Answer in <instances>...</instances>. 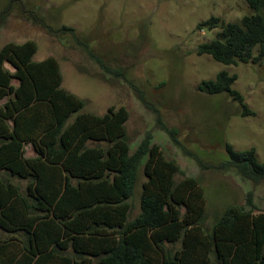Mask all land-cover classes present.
Wrapping results in <instances>:
<instances>
[{
	"label": "trees",
	"instance_id": "trees-1",
	"mask_svg": "<svg viewBox=\"0 0 264 264\" xmlns=\"http://www.w3.org/2000/svg\"><path fill=\"white\" fill-rule=\"evenodd\" d=\"M244 2L252 13L239 23L211 18L198 26L219 28L198 56L226 66L264 59V0ZM36 51L32 41L0 49V264H264V215L252 211V194L249 209L228 207L205 229L198 181L176 180L178 165L150 133L130 153L124 107L80 113L85 103L61 87L57 60L35 62ZM236 79L222 71L197 90L226 93L241 116L254 115L232 89ZM157 123L179 146L177 130ZM225 151L219 170H235L254 185L264 180L254 148L238 152L225 144ZM141 165L139 213L130 219Z\"/></svg>",
	"mask_w": 264,
	"mask_h": 264
},
{
	"label": "rangeland",
	"instance_id": "rangeland-1",
	"mask_svg": "<svg viewBox=\"0 0 264 264\" xmlns=\"http://www.w3.org/2000/svg\"><path fill=\"white\" fill-rule=\"evenodd\" d=\"M250 13L244 0H0V49L32 41L33 61L56 59L61 87L85 103L80 113L103 115L109 107H124L130 153L150 133L164 157L178 165L176 180L198 181L206 202L202 224L209 230L228 207L249 209V193L252 211L264 215V180L254 185L235 170L218 169L228 160L225 144L238 152L254 148L264 163V59L226 66L197 55L219 32L199 29L200 24L211 18L239 23ZM222 71L236 75L232 89L254 115L241 116L240 105L226 93L197 90ZM158 118L177 130L179 146L160 129ZM144 181L141 165L130 219L139 213Z\"/></svg>",
	"mask_w": 264,
	"mask_h": 264
}]
</instances>
